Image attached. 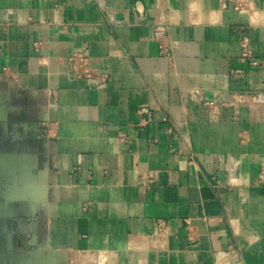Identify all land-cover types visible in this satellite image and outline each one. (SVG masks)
Instances as JSON below:
<instances>
[{"label": "crops", "instance_id": "1", "mask_svg": "<svg viewBox=\"0 0 264 264\" xmlns=\"http://www.w3.org/2000/svg\"><path fill=\"white\" fill-rule=\"evenodd\" d=\"M252 3L0 0V264L28 248L77 264H264ZM245 37L257 67L240 62ZM81 51L102 88L70 76Z\"/></svg>", "mask_w": 264, "mask_h": 264}, {"label": "built area", "instance_id": "2", "mask_svg": "<svg viewBox=\"0 0 264 264\" xmlns=\"http://www.w3.org/2000/svg\"><path fill=\"white\" fill-rule=\"evenodd\" d=\"M236 11L248 10L253 5L252 0H229ZM164 30L158 29L156 36L159 40L160 55L166 58H171V51L167 44L162 39ZM241 47V59L240 62L248 64L251 67H257L260 65L258 61L252 59V51L250 48L249 39L243 38L240 42ZM69 74L72 78L86 80L87 84L97 88H102L106 82V76L99 73L91 66V58L88 51H81L72 53L68 57ZM206 106H212V102H205ZM140 113L150 114L148 109L143 108ZM259 183L264 184V166H262L258 173ZM55 261L63 262L64 264H77V259L69 258L66 252H59L52 254Z\"/></svg>", "mask_w": 264, "mask_h": 264}, {"label": "flooded vegetation", "instance_id": "3", "mask_svg": "<svg viewBox=\"0 0 264 264\" xmlns=\"http://www.w3.org/2000/svg\"><path fill=\"white\" fill-rule=\"evenodd\" d=\"M19 264H64L55 261L52 253L38 248H28L18 251Z\"/></svg>", "mask_w": 264, "mask_h": 264}]
</instances>
